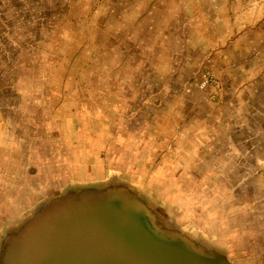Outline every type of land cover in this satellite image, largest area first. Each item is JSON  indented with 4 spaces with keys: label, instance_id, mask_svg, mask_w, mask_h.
<instances>
[{
    "label": "rangeland",
    "instance_id": "rangeland-1",
    "mask_svg": "<svg viewBox=\"0 0 264 264\" xmlns=\"http://www.w3.org/2000/svg\"><path fill=\"white\" fill-rule=\"evenodd\" d=\"M16 2L18 9L9 8ZM30 2L35 4L32 9L24 6V0L0 1V174L16 176L23 168L54 172L58 149L72 144L80 155H94L95 180L102 183L69 187L81 191L87 185L91 190L80 193L102 194L104 187L112 185L113 191L137 193L149 206L159 230L182 235L203 251L219 252L229 264H264V0H222V8L205 15L207 20L193 16L192 28L185 29L184 36L181 30H171L169 39L167 31L158 28L153 33L169 44L143 48V61L141 54L132 53L136 47L104 45L108 20L103 14H88L81 4L79 15L72 8L60 15L53 8H40L41 0ZM113 25L120 29L119 23ZM111 33L120 37V32ZM125 72L133 74L134 84L148 85L154 95L162 96L161 90L169 89V101L176 100L186 112L201 117L208 140L223 136L229 142L225 144L228 150L234 145L239 152L234 159L239 174L217 171L202 180L195 175L173 176L169 168H157L159 159L153 157L157 149L151 141L125 144L119 140L123 132L119 126L111 128L109 140L101 132L98 141L86 143L81 138L85 130L78 135L75 124L54 128L57 133L52 128L53 133L50 128L44 132L32 117V106L37 104L39 109L44 100L57 97V91L78 94L81 100L96 88L94 92L102 97V86L110 80L113 92L119 91L120 83L127 80ZM203 72L212 73L216 85L199 89L196 82ZM155 88L160 92H153ZM133 130L129 128V134ZM29 133L34 140L46 133L49 138L34 143ZM77 135L79 142H75ZM145 135L140 132L136 138L147 139ZM75 158L67 161L81 163ZM105 163L111 171L103 176L100 164ZM124 166L128 167L122 170ZM172 179L177 182L175 187L169 185ZM15 187V183L10 188L4 183L0 188V264L9 238L18 235L46 206L76 192L33 194ZM31 192L35 199L25 207L24 194Z\"/></svg>",
    "mask_w": 264,
    "mask_h": 264
},
{
    "label": "crops",
    "instance_id": "crops-1",
    "mask_svg": "<svg viewBox=\"0 0 264 264\" xmlns=\"http://www.w3.org/2000/svg\"><path fill=\"white\" fill-rule=\"evenodd\" d=\"M221 2L222 0H41L42 5H39V7L53 8L54 12L60 15L63 14L65 8L66 10H69V8L71 10L72 8V12L79 15L81 12L79 6L82 4L86 6L88 14H95V16L103 14L105 19L108 20L105 28L104 45L115 44L114 46L136 47L137 49L132 53L141 54L139 55L141 56L139 60L143 61L145 60L143 56L146 54L143 48H154L158 43L164 44L166 42L169 44L167 40H161L158 37L160 35L153 33L154 31H157L158 28L167 31L169 39L171 30H181L183 31L181 36H184L185 29L190 31L192 28L191 21L193 16L200 15L207 20L205 15L214 14L218 9L222 8ZM16 4L17 2L14 5L11 3L9 8L12 6L13 9H18L19 7ZM27 4L26 8L32 9L35 7V4L30 2V0H24V6ZM7 7L6 3L5 8ZM115 16L119 17L118 22ZM116 23H119L120 29L117 28V25H113ZM91 28L96 30L93 25ZM113 30L120 32V37H112L111 32ZM148 32L152 34V37L147 34ZM174 41H176L175 38L170 46L176 44ZM157 53L159 54V52ZM129 58L132 59V54L129 55ZM93 74L97 77L99 75L94 72ZM132 75L129 72H125L127 80L120 83L119 91L114 90L113 92L111 80L106 82L108 85L102 86V97L94 92L96 88L93 92H89L87 96L83 95L81 100H79L78 94L68 93L64 95L57 91L55 92L57 97L50 99L49 102L44 100L43 103L39 104V109L41 110L39 113H36L39 110L36 108L37 104L32 106V110L35 112L32 117L37 118V121L40 122L39 127L43 128L44 132L50 128L52 133L53 131L57 133L54 128L59 126L62 130L63 125L68 127L75 124V127L79 126L77 128L79 129L78 135H84L83 130H85L86 135L81 138L86 143L98 141L96 137L100 136L101 132H103L104 136L107 135L106 141L109 140L112 133L111 128L119 126L123 128V132H120L121 137L119 140L123 139L125 144L129 141L131 143L151 141L153 148L157 149V152H155L157 155L153 154L156 160L159 159L157 168H169V174L173 176L176 174L195 175L199 176L198 180H202L203 176L217 171L239 174V164L234 161V159L239 158V152L234 150V145L230 143L231 147L228 150L226 145L229 142L224 141L223 136L208 140L203 135L204 131L202 128H204V123L201 117L193 115L192 112H186L184 105L176 104V100L169 101L168 88H165L168 89V92L164 89L161 90L163 91L162 96L154 95L155 93H151V90H148V85L145 86L142 83L134 84ZM146 91H148V94ZM158 91L160 92L158 88L153 90L156 93ZM112 97H114V102L117 105L115 108L110 103L113 100ZM129 128H135V130L130 131L129 134ZM59 132L61 133V131ZM140 132L142 137L145 134L150 135H145L148 137L147 139L136 138V134ZM48 135L46 133L43 138H47ZM78 135L75 137L79 140L75 138V142L80 141V136ZM28 136L30 142L40 143L43 141V138L40 137L41 135L38 140H34L31 134ZM75 150L76 146L73 148L72 144L66 143L65 146H60L55 158L56 161L58 159L55 165L57 170L54 172L50 170L47 172L46 169L27 172L23 168L16 176H14V173L0 174V185L2 186L5 183L10 188L15 183L16 187L14 189L33 191V194L43 192L46 195L52 190H76V192H68L67 196L79 194L83 190H91V187L87 185L81 191L79 187L68 186L74 183H96L97 181L102 183L100 177V180H95L94 155L82 156L79 148L78 151L75 152ZM34 152L38 153V151ZM72 152L77 153V155L74 154L73 156L80 158L81 163L80 161L78 163L67 161V159L73 157L69 155ZM224 159L230 162L226 163L223 161ZM107 165L106 163L100 164L103 167V176L107 175L106 171H109V169L111 171L110 164L108 165V170H106ZM127 167L124 166L122 170ZM171 183L174 187L177 184L175 180L169 182V185ZM111 186L104 187V189L108 191ZM181 189V187L178 188V190ZM33 194L32 192L29 195L24 194L25 198L27 196V200L23 197L25 199L22 202L23 206H32V198L35 199ZM132 194L142 201L137 193ZM175 199L172 198L171 200ZM142 202L146 207H149L145 201ZM207 217L204 216L203 218ZM8 220L10 219H6L5 222ZM211 253L217 252L213 251Z\"/></svg>",
    "mask_w": 264,
    "mask_h": 264
},
{
    "label": "water",
    "instance_id": "water-1",
    "mask_svg": "<svg viewBox=\"0 0 264 264\" xmlns=\"http://www.w3.org/2000/svg\"><path fill=\"white\" fill-rule=\"evenodd\" d=\"M9 238L1 264H229L188 238L159 230L124 191L57 199Z\"/></svg>",
    "mask_w": 264,
    "mask_h": 264
},
{
    "label": "built area",
    "instance_id": "built-area-1",
    "mask_svg": "<svg viewBox=\"0 0 264 264\" xmlns=\"http://www.w3.org/2000/svg\"><path fill=\"white\" fill-rule=\"evenodd\" d=\"M212 85H216V78L215 76L210 73V72H203L197 82H196V86L199 88V89H206L208 88L209 86H212Z\"/></svg>",
    "mask_w": 264,
    "mask_h": 264
}]
</instances>
